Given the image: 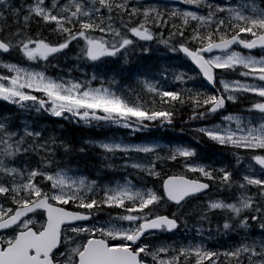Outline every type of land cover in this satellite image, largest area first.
I'll list each match as a JSON object with an SVG mask.
<instances>
[{
    "label": "snow or ice",
    "instance_id": "6c2138e0",
    "mask_svg": "<svg viewBox=\"0 0 264 264\" xmlns=\"http://www.w3.org/2000/svg\"><path fill=\"white\" fill-rule=\"evenodd\" d=\"M0 264H264V0H0Z\"/></svg>",
    "mask_w": 264,
    "mask_h": 264
},
{
    "label": "flooded vegetation",
    "instance_id": "af4514ba",
    "mask_svg": "<svg viewBox=\"0 0 264 264\" xmlns=\"http://www.w3.org/2000/svg\"><path fill=\"white\" fill-rule=\"evenodd\" d=\"M176 135H180L179 129H177ZM168 135H172V133H169ZM187 138H190V136L187 135V133L184 134Z\"/></svg>",
    "mask_w": 264,
    "mask_h": 264
},
{
    "label": "trees",
    "instance_id": "16d2710c",
    "mask_svg": "<svg viewBox=\"0 0 264 264\" xmlns=\"http://www.w3.org/2000/svg\"><path fill=\"white\" fill-rule=\"evenodd\" d=\"M78 134H79V133H78ZM84 134H88V133H84ZM190 138H191V137H190ZM190 138H189V139H190Z\"/></svg>",
    "mask_w": 264,
    "mask_h": 264
}]
</instances>
